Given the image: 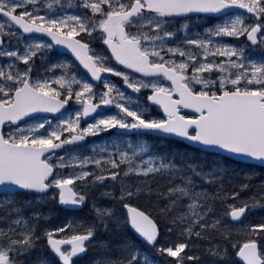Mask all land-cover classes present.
<instances>
[{"label": "snow or ice", "instance_id": "1", "mask_svg": "<svg viewBox=\"0 0 264 264\" xmlns=\"http://www.w3.org/2000/svg\"><path fill=\"white\" fill-rule=\"evenodd\" d=\"M22 196L93 215L43 227ZM257 209L264 0H0V264H78L96 244L89 264H264Z\"/></svg>", "mask_w": 264, "mask_h": 264}, {"label": "trees", "instance_id": "2", "mask_svg": "<svg viewBox=\"0 0 264 264\" xmlns=\"http://www.w3.org/2000/svg\"><path fill=\"white\" fill-rule=\"evenodd\" d=\"M169 148L172 149L171 154H173V153L176 154L177 160H179L181 155H183L186 158L190 156V157L197 159V160H203L206 162V164L208 166H210L211 164L215 163L216 159H217V158L211 157V156H204V155L201 156V155L193 154V152L190 151L189 148H187L183 144H179V143H174L173 145L169 146ZM229 167L245 168L246 165L240 164V163H235V162H229ZM255 171L257 172V174H259L261 172V169L256 168ZM236 179H238V178H236ZM225 183H228L227 177L225 178ZM229 186H231V185H229ZM210 190H214V189H210ZM21 198L22 199H28L31 201V204L28 207V211H31L33 209L41 210V212L46 217V219H41V221H40V224L43 227H47L49 224L51 226L61 225L62 223H64V220L70 216L71 212L62 210L61 208H59L58 204H56L55 202H53L51 200H44L42 202H37L34 196H22ZM56 212H59L60 215L56 214ZM255 212H256V214L263 213L259 209L255 210ZM75 214L76 215H78V214L79 215H89V216L91 215V214H89L87 209L82 210L81 212H77ZM98 239L108 241L109 244L111 245V244H114L116 242L117 237L114 235L106 234V233H99ZM97 245H99V244H97ZM101 251H102L101 248L96 249V250H94L93 248L88 249L87 255L84 258V260H86L91 255H100ZM148 252H149V258L150 259H153V260L159 259L158 257H156L154 255L152 250L149 249Z\"/></svg>", "mask_w": 264, "mask_h": 264}, {"label": "rangeland", "instance_id": "3", "mask_svg": "<svg viewBox=\"0 0 264 264\" xmlns=\"http://www.w3.org/2000/svg\"><path fill=\"white\" fill-rule=\"evenodd\" d=\"M226 39H230V38H226ZM134 100V99H133ZM89 149H90V147L88 148V149H85V150H78V152L79 153H81V154H86L88 151H89ZM73 152H76V151H71V152H69L70 154H72ZM99 189H96V190H94V195H97V197L98 198H100V199H104V198H102V197H99ZM86 209L88 210V212H89V214H91L90 216L92 217V215H93V213H92V211L90 210V207L88 206V205H86ZM56 214H58V215H60V213L59 212H56ZM259 215H264V212L263 213H261V214H256V212H255V216L256 217H258ZM81 217V219H72V221H88V220H90L91 218H85V217H82V216H80ZM70 220V219H69ZM69 220H65L64 221V223H66V222H68ZM48 226H51L50 224L48 225ZM57 226H59V225H57ZM96 256H94V257H92L90 260H92V259H94ZM90 260H89V262H90ZM89 262H88V264H89ZM87 263V262H86ZM81 264H84V263H81Z\"/></svg>", "mask_w": 264, "mask_h": 264}, {"label": "water", "instance_id": "4", "mask_svg": "<svg viewBox=\"0 0 264 264\" xmlns=\"http://www.w3.org/2000/svg\"><path fill=\"white\" fill-rule=\"evenodd\" d=\"M175 139H178V138H175ZM179 140V139H178ZM188 145H189V142L188 141H185ZM198 147V146H197ZM235 161H239V162H243L242 160H241V158H237ZM254 163H256V164H258L259 162H254ZM62 207V206H61ZM63 208H66V207H63ZM81 208V207H80ZM80 208H68V209H73V210H78V209H80Z\"/></svg>", "mask_w": 264, "mask_h": 264}, {"label": "flooded vegetation", "instance_id": "5", "mask_svg": "<svg viewBox=\"0 0 264 264\" xmlns=\"http://www.w3.org/2000/svg\"><path fill=\"white\" fill-rule=\"evenodd\" d=\"M201 22H202V21H201ZM134 100H135V99H134ZM141 100H143V99H142V97H141ZM132 139H134V140H135V139H136V137H133Z\"/></svg>", "mask_w": 264, "mask_h": 264}]
</instances>
